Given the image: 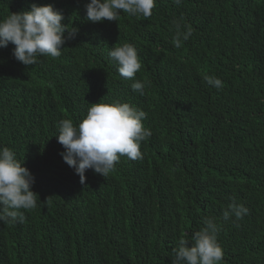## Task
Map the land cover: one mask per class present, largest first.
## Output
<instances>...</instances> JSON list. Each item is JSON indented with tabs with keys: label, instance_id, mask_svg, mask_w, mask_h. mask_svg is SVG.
I'll list each match as a JSON object with an SVG mask.
<instances>
[{
	"label": "trees",
	"instance_id": "1",
	"mask_svg": "<svg viewBox=\"0 0 264 264\" xmlns=\"http://www.w3.org/2000/svg\"><path fill=\"white\" fill-rule=\"evenodd\" d=\"M89 2L0 0V18L51 4L65 35L76 29L59 58L30 67L15 45L0 48V147L16 151L39 194L24 223H0V264H172L203 217L222 224V264H264V0H157L148 19L121 10L102 23L86 20ZM173 20L193 29L180 48ZM124 43L138 50L144 95L107 55ZM101 99L143 109L153 135L142 160L121 157L107 178L89 169L81 184L54 135ZM233 201L249 213L224 222Z\"/></svg>",
	"mask_w": 264,
	"mask_h": 264
},
{
	"label": "clouds",
	"instance_id": "2",
	"mask_svg": "<svg viewBox=\"0 0 264 264\" xmlns=\"http://www.w3.org/2000/svg\"><path fill=\"white\" fill-rule=\"evenodd\" d=\"M183 0H173L177 6ZM157 0H90L85 5L86 20L92 23L119 21L121 10L131 17H152ZM63 14L51 4H32L30 10L10 12L0 18V48L10 43L15 45L13 56L25 66L38 63V57L59 58L68 39L74 37L76 29L69 31L63 23ZM175 33L173 45L180 48L193 35L190 26L173 20ZM108 57L117 65L119 75L133 81L131 88L140 95L145 94L147 81L136 79L142 68L137 48L132 43L112 47ZM207 85L221 89L223 82L212 75L204 77ZM100 102L90 104L86 116L78 124L71 119L58 123V143L65 163L74 169L84 184L87 170H94L107 178L115 171L121 157L142 160L141 146L153 135L144 121L148 114L143 109L127 102ZM35 177L17 158L10 147H0V223L13 226L26 221L25 212L38 207L39 194L33 191ZM49 200V199H48ZM39 201L40 204H45ZM249 209L235 201L222 212V221L235 218L242 220ZM222 224L215 217H203L202 227L190 235L182 234L178 245L172 249V264H222L224 251L218 236ZM191 244V246H189Z\"/></svg>",
	"mask_w": 264,
	"mask_h": 264
}]
</instances>
